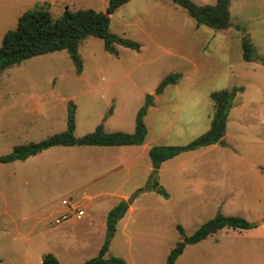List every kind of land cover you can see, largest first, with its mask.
Masks as SVG:
<instances>
[{
	"label": "rangeland",
	"instance_id": "obj_1",
	"mask_svg": "<svg viewBox=\"0 0 264 264\" xmlns=\"http://www.w3.org/2000/svg\"><path fill=\"white\" fill-rule=\"evenodd\" d=\"M197 5L215 0H191ZM107 0H0V41L26 10L103 11ZM109 30L134 50L100 38L78 45L76 73L65 50L36 55L0 73V156L12 147L65 129L74 105L73 135L102 125L131 133L144 95L171 73L176 82L153 96L141 145L52 146L24 160L0 162V264H59L95 257L105 240L107 212L124 202L103 258L124 264H165L170 249L217 213L255 224L223 227L186 244L173 264H264V0H230L228 26L196 25L172 0H128ZM245 36L254 58L242 59ZM237 89L220 142L183 151L152 171V145H184L205 132L211 92ZM155 180L167 197L150 190ZM131 199L129 204L126 199ZM83 210L55 223L67 205ZM181 231H180V230Z\"/></svg>",
	"mask_w": 264,
	"mask_h": 264
},
{
	"label": "trees",
	"instance_id": "obj_2",
	"mask_svg": "<svg viewBox=\"0 0 264 264\" xmlns=\"http://www.w3.org/2000/svg\"><path fill=\"white\" fill-rule=\"evenodd\" d=\"M128 0H107L103 11L91 8L69 10L64 9L60 16L52 18L45 9L26 10L21 13L13 30L4 32L0 41V73L5 69L19 64L30 57L58 50H65L74 65L76 73L81 70V59L77 48L79 43L87 36L100 38L103 49L111 54H116L114 45H121L138 50L139 44L135 41L116 36L109 30L110 14ZM173 3L184 8L188 15L195 20L196 25H205L212 29H223L228 26L230 0H215L213 4L197 5L191 0H172ZM242 59L245 61L254 58L252 46L243 36L241 40ZM179 74L171 73L164 76L154 88L152 94H145L142 105L136 111L134 127L131 133L115 131L106 133L102 131V125L80 137L73 135L74 130V105L69 104L65 118V129L51 134L39 141L15 145L12 150L0 156L1 163L14 160H24L44 149L52 146L64 145H95V146H120L141 145L144 141L146 128L143 117L148 107L153 104V96L162 93L167 85L176 82ZM237 89L220 90L211 92L209 97L213 103V114L208 129L184 145H152L148 148L152 171L160 164L183 151H190L199 147L220 142L223 134L228 111ZM155 193L167 197V193L155 180L149 187ZM126 210L124 202L112 207L106 215L105 240L99 248L98 254L81 264H124L123 260L110 257L103 258L107 251L109 238L112 237L116 222L123 216ZM249 229L255 224L247 222L239 216H226L217 213L212 219L201 224L191 235L177 241L168 252L165 264H173L181 254L186 244L196 243L207 235L223 228ZM180 230V229H179ZM181 231V230H180ZM40 264H59L54 255L44 254Z\"/></svg>",
	"mask_w": 264,
	"mask_h": 264
},
{
	"label": "built area",
	"instance_id": "obj_3",
	"mask_svg": "<svg viewBox=\"0 0 264 264\" xmlns=\"http://www.w3.org/2000/svg\"><path fill=\"white\" fill-rule=\"evenodd\" d=\"M61 204L67 205L68 211L61 214L59 217H57L54 222L57 223L62 219L67 218L71 214H74L77 218L83 215V210L75 205H68V202L64 199L61 200Z\"/></svg>",
	"mask_w": 264,
	"mask_h": 264
},
{
	"label": "water",
	"instance_id": "obj_4",
	"mask_svg": "<svg viewBox=\"0 0 264 264\" xmlns=\"http://www.w3.org/2000/svg\"><path fill=\"white\" fill-rule=\"evenodd\" d=\"M134 197V195L132 197H129L126 199V203L129 204L131 202V199ZM43 258V257H42Z\"/></svg>",
	"mask_w": 264,
	"mask_h": 264
},
{
	"label": "crops",
	"instance_id": "obj_5",
	"mask_svg": "<svg viewBox=\"0 0 264 264\" xmlns=\"http://www.w3.org/2000/svg\"><path fill=\"white\" fill-rule=\"evenodd\" d=\"M224 135V134H223ZM104 225V223H102Z\"/></svg>",
	"mask_w": 264,
	"mask_h": 264
}]
</instances>
